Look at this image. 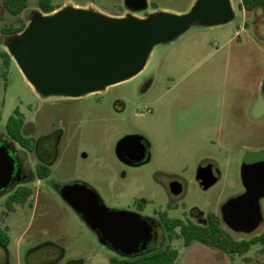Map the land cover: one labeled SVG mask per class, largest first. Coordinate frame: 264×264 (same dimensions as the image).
Segmentation results:
<instances>
[{
    "label": "rangeland",
    "instance_id": "obj_1",
    "mask_svg": "<svg viewBox=\"0 0 264 264\" xmlns=\"http://www.w3.org/2000/svg\"><path fill=\"white\" fill-rule=\"evenodd\" d=\"M196 0H147L145 13H185ZM233 19L218 26L193 25L174 40L153 48L144 68L134 77L78 98L41 97L16 62L5 63L1 28L28 22L38 0H28L19 16L7 12L0 0V141L24 160L28 176L20 185L32 188L24 204L1 219L11 191L0 193V225L8 227L9 242L0 246V264H111L122 256L104 245L81 216L61 197L64 185H88L112 210L152 216L167 209L169 181L178 178L183 193L172 199L170 217L185 218L194 209L220 215L224 205L243 193L241 165L246 156L264 152V18L260 10L246 12L241 0H230ZM53 4L91 6L109 15H124L123 0H52ZM41 12V11H40ZM118 15V16H121ZM122 96L117 111L114 98ZM19 110L25 118L22 132L32 136L50 167L39 179L36 154L22 149L5 133L7 119ZM126 136L142 138L148 158L130 165L117 155ZM209 164L219 178L204 189L199 168ZM9 188V187H8ZM15 188V187H12ZM144 205L143 211L135 203ZM258 207L261 223L249 239L264 229V196ZM179 251L173 264H229L231 258L201 243L184 246L166 235ZM254 245L234 262L264 264ZM246 259V260H245Z\"/></svg>",
    "mask_w": 264,
    "mask_h": 264
},
{
    "label": "water",
    "instance_id": "obj_2",
    "mask_svg": "<svg viewBox=\"0 0 264 264\" xmlns=\"http://www.w3.org/2000/svg\"><path fill=\"white\" fill-rule=\"evenodd\" d=\"M123 3L128 12L121 16L71 3L47 14L36 11L21 32L5 41L7 53L41 97L78 98L134 77L155 46L174 40L191 26H218L234 17L230 0H196L185 13L159 11L144 16L134 13L145 11L147 0ZM116 151L125 162L148 158L138 136L124 137ZM16 168L12 149L0 143V193L14 182ZM218 178L214 166H201L198 181L204 189ZM241 180L244 191L224 205L222 219L234 232L251 233L261 223L258 203L264 196V152L245 157ZM171 190L179 193V184L173 183ZM59 193L101 243L122 256H135L152 239L150 219L109 209L86 184L64 185Z\"/></svg>",
    "mask_w": 264,
    "mask_h": 264
},
{
    "label": "trees",
    "instance_id": "obj_3",
    "mask_svg": "<svg viewBox=\"0 0 264 264\" xmlns=\"http://www.w3.org/2000/svg\"><path fill=\"white\" fill-rule=\"evenodd\" d=\"M241 9L246 12L260 10L264 18V0H241ZM4 9L14 16H19L21 12L28 7V0H3ZM38 8L44 14L53 12L60 8L62 4H53L52 0H38ZM121 15V14H116ZM27 22L20 20L1 28L2 34L11 37L21 32ZM5 63L11 59V56L5 52ZM25 125V118L19 110H15L5 124V133L7 137L22 149L32 151L35 139L32 136H26L22 130ZM36 175L39 179L47 177L50 174V167L37 166ZM32 194V188L27 185H19L11 191L6 199V210L1 214L3 219L8 212L15 209V204H24ZM164 227L168 233V238L172 239L173 235L182 240L184 246L192 242H198L204 246L218 250L228 255L232 261L229 264H243L234 262L235 255L242 256L248 252L252 246L258 245V252L264 256V229L257 235L249 239H236L229 229H227L218 214L207 213L206 222L199 224L193 221H183L179 218H168L163 215ZM9 242L8 227L0 225V246H6ZM178 249L172 247L170 242L160 249L154 250L147 254L119 258H111V264H173L178 257ZM246 260V259H245Z\"/></svg>",
    "mask_w": 264,
    "mask_h": 264
},
{
    "label": "flooded vegetation",
    "instance_id": "obj_4",
    "mask_svg": "<svg viewBox=\"0 0 264 264\" xmlns=\"http://www.w3.org/2000/svg\"><path fill=\"white\" fill-rule=\"evenodd\" d=\"M136 14V13H134ZM148 13H145L144 15H146ZM137 15V14H136ZM143 15V16H144ZM123 97L122 96H116L114 98V105L116 107V110L117 111H121L122 109H124L125 107V104L123 102ZM31 123H28L27 125H24L23 128L27 129V127L30 125ZM32 125V124H31ZM141 141L144 143L145 147H146V157L148 156V147H147V143L141 138ZM1 143V141H0ZM12 151H13V154L14 156L16 157L17 159V168H16V172H15V180L14 182L9 186V188H7L6 190H10L11 189H15L17 186H19V182H23L26 180V177L28 176V169L25 165V162L23 159H21L17 154H16V151L14 148H12ZM29 152V151H28ZM33 154H36L37 157H38V160L39 162L36 164L35 168L39 165L41 166H47L46 165V160L44 158V156L42 155L41 153V150H40V144L36 145V140L34 142V146H33V149L32 151ZM146 161V158L140 162H135V163H131V162H127L129 163L130 165H137L138 163H141V162H144ZM202 166V165H201ZM200 166V168H201ZM49 167V166H48ZM200 168H199V173H200ZM198 178H199V174H198ZM173 183H177L179 184L180 186V192L177 193V194H174L171 190V186ZM201 186V185H200ZM12 187H15V188H12ZM202 187V186H201ZM166 192L169 196V201L167 202V209L166 210H163V211H155L154 214L152 216H148V215H143L142 217H146L148 219H150L153 223H154V227H153V231H152V239L146 244V248L142 251H140L138 254L136 255H139V254H144L146 252L147 249L153 247V246H156V245H159L161 244L162 240L164 241L165 240V237L167 235L168 237V233L166 232L165 230V227H164V222L162 220L163 218V215H165L166 217L168 218H175V217H170L168 215V211L172 210L174 208V205L171 203V200L180 196L182 193H183V183L180 179L178 178H173L169 181L168 185H167V188H166ZM135 208L136 210L138 211H143L144 209V205L140 202H136L135 203ZM133 212V211H132ZM141 216V215H140ZM222 219V212L221 214L219 215ZM183 221H193V222H196V223H199V224H204L206 222V215L205 217L203 218L202 217V212H200L199 210L197 209H194L192 212H191V215L189 214V216L185 217V218H179ZM223 221V219H222ZM224 225L226 226L225 222L223 221Z\"/></svg>",
    "mask_w": 264,
    "mask_h": 264
},
{
    "label": "crops",
    "instance_id": "obj_5",
    "mask_svg": "<svg viewBox=\"0 0 264 264\" xmlns=\"http://www.w3.org/2000/svg\"><path fill=\"white\" fill-rule=\"evenodd\" d=\"M116 16H118V15H116Z\"/></svg>",
    "mask_w": 264,
    "mask_h": 264
}]
</instances>
